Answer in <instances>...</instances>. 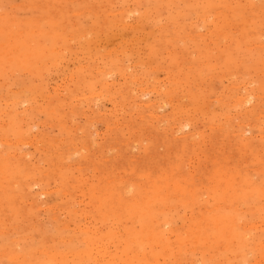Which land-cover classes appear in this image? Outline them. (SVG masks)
<instances>
[{"label": "rangeland", "instance_id": "rangeland-1", "mask_svg": "<svg viewBox=\"0 0 264 264\" xmlns=\"http://www.w3.org/2000/svg\"><path fill=\"white\" fill-rule=\"evenodd\" d=\"M161 260L264 264V0H0V264Z\"/></svg>", "mask_w": 264, "mask_h": 264}, {"label": "bare ground", "instance_id": "bare-ground-1", "mask_svg": "<svg viewBox=\"0 0 264 264\" xmlns=\"http://www.w3.org/2000/svg\"><path fill=\"white\" fill-rule=\"evenodd\" d=\"M111 1H112V0H111ZM112 3H113V2H112ZM45 7H46V6H45ZM134 8H135V7H134ZM114 12H115V11H114ZM83 13H84V12H83ZM102 15H103V14H102ZM73 16H74V15H73ZM128 18H129V17H128ZM74 30H75V29H74ZM131 51H132V50H131ZM121 54H122V53H121ZM123 54H125V53L123 52ZM122 62H123V61H122ZM174 67H175V66H174ZM109 70H110V69H109ZM67 80H68V79H67ZM100 83H101V82H100ZM159 87H160V86H159ZM147 88H148V87H147ZM144 90H145V89H144ZM241 90H243V89H241ZM118 94H119V93H118ZM144 94H145V93H144ZM243 95H244V94H242V96L240 97L241 99L238 98V101H237V104H238V105H241V104H243V103H245V102H249V101L251 100L250 97H251L252 95H251V96L247 95L248 97H247V96L245 97V95H244V97H243ZM234 96H236V95H234ZM242 97H243V98H242ZM235 99H236V98H235ZM90 102H91V101H90ZM228 104H229V103H228ZM237 104H236V105H237ZM234 105H235V104H234ZM236 107H237V106H236ZM68 110H69V109H68ZM95 112H96V111H95ZM68 113H69V112H68ZM96 113H97V112H96ZM91 114H92V113H91ZM107 117H108V116H107ZM153 117H154V116H153ZM101 120H102V119H101ZM186 120H187V119H186ZM191 122H192V121H191ZM5 124H6V123H5ZM125 125H126V124H125ZM252 125H253V124H252ZM146 127H147V126H146ZM85 129H86V128H85ZM128 129H129V128H128ZM179 129H180V128H179ZM91 133H92V132H91ZM243 135H244V134H243ZM7 142H8V141H7ZM18 142H19V140H18ZM21 142H22V141H21ZM42 146H43V145H42ZM88 146H89V145H88ZM81 150H82V149H81ZM106 150H107V149H106ZM58 175H59V174H58ZM71 177H72V176H71ZM80 186H81V185H80ZM119 190H120V189H119ZM123 190H124V189H123ZM127 192H128V191H127ZM126 194H127V193H126ZM196 194H197V193H195V195H196ZM150 195H151V192H150ZM174 195H175V194H174ZM125 196H126V195H125ZM131 196H132V195H131ZM133 196H134V194H133ZM141 197H142V196H141ZM128 198H129V197H128ZM134 198H138V197H134ZM134 198H133V200H135ZM129 199H130V198H129ZM140 199H141V198H140ZM142 199H143V197H142ZM153 199H154V198H153ZM133 200H131V201L133 202ZM128 201H129V200H128ZM135 201H136V200H135ZM109 202H110V201H109ZM140 202H141V201H140ZM143 202H144V201H143ZM92 203H93V202H92ZM112 203H113V202H112ZM115 203H118V202H115ZM133 203H134V202H133ZM118 204H119V203H118ZM141 204H143V203H141ZM112 205H113V204H112ZM150 205H151V204H150ZM150 205H149V206H150ZM68 206H69V205H68ZM88 206H89V205H88ZM242 206H243V205H242ZM72 207H73V206H72ZM74 207H75V206H74ZM107 207H108V206H107ZM125 207H126V206H125ZM229 207H230V206H229ZM143 208H144V207H143ZM246 208H247V207H246ZM83 209H84V208H83ZM90 209H92V208H90ZM120 209H121V208H120ZM152 209H153V208H152ZM123 210H124V209H123ZM123 210H122V211H123ZM137 210H138V209L135 210V211H136L135 213L138 212ZM124 212H125V211H124ZM131 212H132V211H131ZM147 212H148V211H147ZM133 213H134V211H133ZM141 213H142V211H141ZM137 214H139V213H137ZM137 214H136V215H137ZM11 215H12V214H11ZM152 215H153V214H150V216H152ZM93 216H94V215H93ZM120 216H121V215H120ZM133 216H134V215H133ZM128 218H129V217H128ZM152 218H153V217H151V219H152ZM154 218H155V216H154ZM121 219H122V218H121ZM136 219H137V218H136ZM122 220H123V219H122ZM147 220H148V219H147ZM144 221H145V220H144ZM151 221H152V220H151ZM157 221H158V220H157ZM152 222H153V221H152ZM152 222H151V223H152ZM162 222H163V221H162ZM162 222H161V223H162ZM171 222H172V221H171ZM134 223H136L135 220H134ZM144 223H145V225H146L147 222H144ZM158 223H159V222H158ZM132 224H133V222H132ZM169 224H170V223H169ZM198 224H200V223H198ZM143 225H144V224H142V226H143ZM153 225H154V224H153ZM153 225H152V230H153ZM167 225H168V224H167ZM247 225H248V224H247ZM64 226H65V225H64ZM135 226H136V225H135ZM135 226H133V227H135ZM147 226H148V223H147ZM147 226H146V227H147ZM149 226H150V225H149ZM155 226H156V225H155ZM157 226H160V224L157 225ZM165 226H166V225H165ZM165 226H162V227L164 228ZM140 227H141V225H140ZM140 227H139L138 229H140ZM166 227H167V226H166ZM147 228H148V227H147ZM147 228H146V229H147ZM133 229H135V228H133ZM136 229H137V227H136ZM144 229H145V228H144ZM144 229H142V231H143ZM157 229H158V227H157ZM157 229H156V230H157ZM159 229H160V228H159ZM167 229H168V228H167ZM247 229H249V227H248ZM129 230H130V229H129ZM150 230H151V229H149V232H148V230H144V231H147V233H150ZM161 230H162V229H161ZM136 231L138 232L139 230H136ZM142 231H141V232H142ZM144 231H143V232H144ZM154 231H155V229H154ZM157 231H158V230H157ZM157 231H156V232H157ZM186 231H187V230H186ZM1 232H2V231H1ZM130 232H131V231H130ZM133 232H134V231H133ZM143 232H142V233H143ZM152 232H153V231H152ZM124 233H125V232H124ZM157 233H158V232H157ZM157 233H156V234H157ZM183 233H184V232H183ZM186 233H187V232H186ZM251 233H252V232H251ZM127 234H128L129 240H130L129 233H126L125 235H127ZM134 234H135V233H134ZM137 234H138V233H137ZM150 234H151V233H150ZM150 234H149V235H150ZM158 234H159V233H158ZM188 234H189V233H188ZM164 235H165V234H164ZM121 236H122V235H121ZM131 236H134V235L132 234ZM135 236H136V234H135ZM150 236L153 237V234L150 235ZM154 236H155V235H154ZM156 236H157V235H156ZM177 236L179 237L180 235H176L175 237H177ZM234 236H235V235H234ZM27 237H28V236H27ZM31 237H32V236H31ZM151 237H149V238H151ZM167 237H168V236H167ZM185 237H186V236H185ZM188 237H189V236H188ZM227 237H228V235H227ZM52 238H53V237H52ZM78 238H79V237H78ZM125 238H126V237H125ZM132 238H133V237H132ZM134 238H135V237H134ZM143 238H144V236H143ZM149 238H148V239H149ZM159 238H160V237H159ZM163 238H164V237H163ZM217 238H218V237H217ZM217 238H216V239H217ZM235 238H236V237H235ZM235 238H234V239H235ZM23 239H24V238H23ZM82 239H83V238H82ZM153 239H154V238H153ZM50 240H51V239H50ZM133 240H134V239H133ZM133 240H132V241H133ZM138 240L141 241L139 238H138ZM178 240H179V238H178ZM197 240H198V239H197ZM218 240H219V239H218ZM237 240H239V239H237ZM241 240H242V239H241ZM143 241H144V240H143ZM165 241H166V240H165ZM175 241H176V239H175ZM220 241H221V240H219V242H220ZM239 241H240V240H239ZM163 242H164V241H163ZM214 242H215V241H214ZM216 242H218V241H216ZM221 242L225 243V242H227V241H225V242H224V241H221ZM221 242H220V243H221ZM84 243H85V242H84ZM142 243H143V242H142ZM165 243H167V242H165ZM183 243H184V242H183ZM238 243H239V242H238ZM98 244H99V243H98ZM122 244H123V243H122ZM150 244H151V243H150ZM162 244H163V243H162ZM173 244H174V243H173ZM240 244H241V243H240ZM260 244H261V243H260ZM139 245H140V244H139ZM143 245H144V244H143ZM170 245H171V244H170ZM209 245H210V244H209ZM226 245H228V244H226ZM123 246H125V245L123 244ZM140 246H141V245H140ZM165 246H166V245H165ZM201 246H202V245H201ZM201 246H200V247H201ZM205 246H206V245H205ZM207 246H208V244H207ZM247 246H248V245H247ZM57 247H58V246H57ZM120 247H121V246H120ZM152 247L154 248V246H151V249H152ZM155 247H156V246H155ZM158 247H159V246H158ZM176 247H177V246H176ZM196 247H197V246H196ZM203 247H204V246H202V248H203ZM245 247H246V245L244 246V249H245ZM161 248H163V247H161ZM178 248H179V247H178ZM206 248H207V247H206ZM227 248H228V247H227ZM235 248H236V247H235ZM246 248H247V247H246ZM47 249H48V248H47ZM157 249L159 250V248H157ZM207 249L209 250V248H207ZM236 249H239V248H236ZM133 250H134V252H135V251L137 252V250H135V249H133ZM152 250H153V249H152ZM152 250H151V251H152ZM164 250H165V248H164ZM171 250H172V249H171ZM171 250H170V251H171ZM198 250H199V249H198ZM205 250H206V249H205ZM241 250H242V246H241ZM247 250H248V249H247ZM14 251H15V250H14ZM47 251H48V250H47ZM54 251H55V250H54ZM175 251H176V252H177V251L179 252V250H175ZM175 251H174V253L176 254ZM187 251H188V250H187ZM191 251H192V250H191ZM194 251H195V250H194ZM213 251H214V250H213ZM226 251H227V250H226ZM128 252H130V251H128ZM144 252H145V251H144ZM154 252H155V248H154ZM171 252H172V251H171ZM199 252H200V251H199ZM205 252H207V250H206ZM239 252H241L240 254H242V251L239 250ZM243 252H244V251H243ZM130 253H131V252H130ZM147 253H148V252H147ZM147 253H146V254L144 253V254L147 255ZM155 253H156V252H155ZM167 253H168V251H167ZM214 253H215V252H214ZM233 253H234V252H233ZM49 254H50V253H49ZM52 254H53V252H52ZM52 254H51V255H52ZM54 254H57V253H54ZM76 254H77V253H76ZM132 254H133V253H132ZM136 254H137V253H136ZM156 254H157V253H156ZM175 254H173V255H175ZM240 254H236L235 256H237V255L239 256ZM21 255H22V254H21ZM62 255H65V254H62ZM67 255H68V254H67ZM129 255H131V254H129ZM133 255H134V254H133ZM171 255H172V254H171ZM121 256H122V255H121ZM178 256H179V255H178ZM17 257H18V256H17ZM150 257H151V256H150ZM165 257H166V256H165ZM170 257H171V256H170ZM240 257H241V256H240ZM109 258H110V257H109ZM185 258H186V257H185ZM205 258H206V257H205ZM212 258H213V257H212ZM236 258H237V257H236ZM110 259H111V258H110ZM149 259H150V258H149ZM149 259H148V260H149ZM175 259H176V258H175ZM183 259H184V258H183ZM208 259H209V258H208ZM230 259H231V258H230ZM134 260H135V259H134ZM134 260H133V261H134ZM204 260H205V259H204ZM128 261H129V259H127V262H128ZM152 261H153V260H152ZM176 261H177V260H176ZM185 261H186V260H185ZM223 261H224V260H223ZM242 261H243V260H242ZM125 262H126V261H125ZM125 262H124V264H126ZM129 262H131V261H129ZM139 262H141V261H139ZM154 262L156 263V261H154ZM161 262H163V261L161 260ZM180 262H181V261H180ZM218 262H219V261H218ZM224 262H225V261H224ZM258 262H259V261H258ZM50 263H51V262H50ZM166 263H168V262H166ZM236 263H237V261H236ZM255 263H256V262H255ZM39 264H40V263H39ZM43 264H44V263H43ZM112 264H114V263H112ZM115 264H116V263H115ZM163 264H165V263L163 262ZM168 264H169V263H168ZM170 264H171V263H170ZM213 264H214V263H213ZM224 264H225V263H224Z\"/></svg>", "mask_w": 264, "mask_h": 264}]
</instances>
